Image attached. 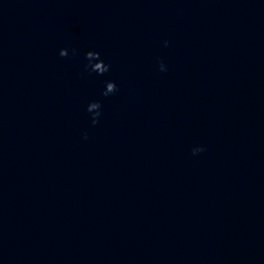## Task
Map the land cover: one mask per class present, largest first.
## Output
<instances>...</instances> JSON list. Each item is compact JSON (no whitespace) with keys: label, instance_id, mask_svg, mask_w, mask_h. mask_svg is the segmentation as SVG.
<instances>
[{"label":"water","instance_id":"1","mask_svg":"<svg viewBox=\"0 0 264 264\" xmlns=\"http://www.w3.org/2000/svg\"><path fill=\"white\" fill-rule=\"evenodd\" d=\"M0 86L22 264H264V0H0Z\"/></svg>","mask_w":264,"mask_h":264},{"label":"clouds","instance_id":"2","mask_svg":"<svg viewBox=\"0 0 264 264\" xmlns=\"http://www.w3.org/2000/svg\"><path fill=\"white\" fill-rule=\"evenodd\" d=\"M165 44H167V41H165ZM73 53L75 54V50H73ZM61 57H65L67 55L66 51H61L60 54H59ZM92 56H95L96 59H100V54L97 52V53H86L84 55V58L85 60H89ZM85 68H88V65L86 64L85 65ZM106 69L103 67V62L101 61V63H98V64H95L93 66H91V69L90 71H96L97 73L99 74H102ZM108 89L109 91H112L113 89V85L112 84H109L108 85ZM95 106V105H93ZM95 123V122H94ZM203 151V148H199L198 151H194L192 150V154L193 155H196L198 152H201Z\"/></svg>","mask_w":264,"mask_h":264}]
</instances>
